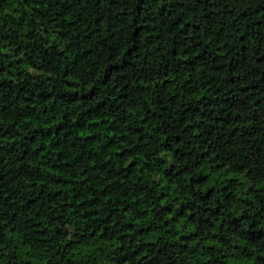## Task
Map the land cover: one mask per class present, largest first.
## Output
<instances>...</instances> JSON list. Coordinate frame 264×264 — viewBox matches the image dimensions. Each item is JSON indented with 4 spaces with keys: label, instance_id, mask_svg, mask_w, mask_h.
Here are the masks:
<instances>
[{
    "label": "trees",
    "instance_id": "1",
    "mask_svg": "<svg viewBox=\"0 0 264 264\" xmlns=\"http://www.w3.org/2000/svg\"><path fill=\"white\" fill-rule=\"evenodd\" d=\"M0 264H264V0H0Z\"/></svg>",
    "mask_w": 264,
    "mask_h": 264
}]
</instances>
